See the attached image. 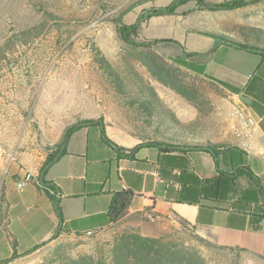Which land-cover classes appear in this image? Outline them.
<instances>
[{"label": "crops", "instance_id": "obj_1", "mask_svg": "<svg viewBox=\"0 0 264 264\" xmlns=\"http://www.w3.org/2000/svg\"><path fill=\"white\" fill-rule=\"evenodd\" d=\"M196 7L193 13H205L206 10ZM188 15L184 14V18ZM203 15L185 31L208 39L206 47L192 50L179 42L181 53L168 52L161 56L165 59L179 57L181 69L221 87L233 102L240 101L241 95L249 99L248 104L240 101L255 121L248 137L237 136L233 128L209 133V141L229 142L242 153L235 152L231 158L219 155V169L214 157L200 150L160 151L158 147L144 145L131 156L120 155L102 140L97 124L75 129L64 142V153L47 167L45 173L44 170L40 172L43 155L35 157L32 152H19L17 163H11L3 177L0 261L48 243L60 226L54 205L40 183L42 178L57 189L63 219L59 235L101 231L116 225L119 229L133 228L143 236L157 237L171 225H176L190 228L216 245L260 250L261 241L264 242V219L260 229L254 230L250 215L255 206L264 201V56L220 43L216 45L213 38L199 32L231 35L235 31L222 21L200 26L197 22L206 18ZM150 19L143 24L142 30ZM251 27L264 30L259 25ZM184 52L196 54L187 57ZM209 76L238 87L241 92L232 93ZM151 81L157 94L169 103L173 94L185 104L187 110L180 112V122L187 123L196 117L197 110L190 101L162 83ZM102 118L106 136L118 146L128 150L142 142L110 122L106 115ZM17 146L13 144L7 148L17 151ZM241 158L258 177L262 193L246 177L233 176ZM4 161L0 158V173ZM25 172L32 174V181L18 190L15 183ZM216 176L219 178L214 179ZM119 191H130L133 196L123 214L112 223L107 218L109 203L113 193ZM75 219L79 222L72 226L69 222ZM25 256L5 264H21Z\"/></svg>", "mask_w": 264, "mask_h": 264}, {"label": "rangeland", "instance_id": "obj_2", "mask_svg": "<svg viewBox=\"0 0 264 264\" xmlns=\"http://www.w3.org/2000/svg\"><path fill=\"white\" fill-rule=\"evenodd\" d=\"M128 1L0 0V145L14 155L13 163H17V154L23 151L32 152L35 157L41 154L45 159L56 149L62 133L84 118L106 115L110 122L133 136L119 94L107 83L95 62V55L101 54L114 64L116 54L124 52L111 17ZM170 1L142 3L122 20L132 23L142 10L165 6ZM195 9L196 3L188 1L177 8L176 15L153 17L137 36L172 38L188 49H201L206 47L208 39L185 29L202 14L206 18L197 22L200 26L222 21L233 31L240 25L264 28V0L232 10L193 13ZM44 10L56 17H44ZM184 14L190 15L184 18ZM25 28L32 32L20 33ZM154 51L159 55L181 53V47L158 42ZM137 69L152 84L144 69L140 66ZM180 70L183 82L193 88L191 103L197 114L190 122H180L178 116L187 110L185 104L173 94L170 103L159 95L176 120L189 126L194 138L200 141H209L210 132H223L226 128L235 131L238 121L232 105L236 100L233 102L216 84ZM13 144L18 145L17 151L7 148ZM123 230L115 225L90 235L64 233L26 254L21 264H58L84 254L95 258L105 256L113 237ZM162 234L195 252L203 264H264L263 241L260 250L253 251L216 245L207 239L209 243L202 242L192 229L182 226L171 225Z\"/></svg>", "mask_w": 264, "mask_h": 264}, {"label": "trees", "instance_id": "obj_3", "mask_svg": "<svg viewBox=\"0 0 264 264\" xmlns=\"http://www.w3.org/2000/svg\"><path fill=\"white\" fill-rule=\"evenodd\" d=\"M154 0H129L124 7L111 17L115 31L124 44V52L117 53L115 63L112 64L103 55L96 54L95 62L98 68L107 80V83L118 93L121 100V107L124 109L127 123L130 126L129 132L139 138L142 142L136 146L126 150L115 144L105 134L103 118H84L68 127L61 136V140L57 143L56 149L46 155L40 172L44 173L49 165L64 153V142L69 135L77 128L97 124L100 126L102 140L112 146L117 154L132 155L139 147L150 145L158 147L160 151H186L200 150L210 153L216 162L219 155L221 157L228 156L231 158L235 152L242 151L229 142L219 141H200L194 138V132L185 124L178 122L174 113L165 105L163 100L155 91L149 79L145 78L137 69L140 66L144 69L150 79L156 80L163 85L169 87L181 97L192 101L194 91L191 85L183 82L180 76V67L178 66L179 57L165 59L154 51V45L158 42L174 43L181 47L180 43L172 38L159 39H139L138 34L144 24L151 17L174 15L177 8L184 5L188 1H194L200 10H232L244 7L252 2L259 0H225L221 2H208L206 0H171L169 4L161 7H151L142 10L132 23H125L122 20L128 12L136 6ZM185 13V12H184ZM43 16H52V12L44 10ZM45 19V18H44ZM21 31V32H20ZM19 32L28 34L32 29H21ZM202 35L211 37L215 40L216 45L224 44L238 50H244L251 53H256L264 56V30L251 27L248 25L238 26L235 33L221 34L209 31H200ZM23 34V33H22ZM15 35V34H14ZM215 46V44H214ZM195 52H184L187 57L194 56ZM209 78L232 93H240L241 89L235 87L225 81L214 77ZM240 156V155H239ZM221 172V170H219ZM235 175L244 176L248 181L254 184L260 193H262V185L257 176L253 174L250 168L244 164L242 158L235 168ZM219 176L214 177L218 179ZM42 186L54 205L55 213L58 217L59 224L56 230L52 233L50 240L55 239L61 231L63 222L58 198L56 197L57 189L52 183L40 180ZM133 194L130 191H119L113 193L107 218L109 222H116L123 214L130 203ZM264 219V201L255 206L253 213L250 215L251 226L254 230L260 229V223ZM79 222L78 219L71 220L69 223L72 226ZM202 242L209 243L206 239L196 236ZM38 244L31 247L23 254H12L9 258L0 261V264H5L12 259L31 253L39 248ZM12 246L15 247L14 242ZM58 264H203V260L193 251L169 239L166 235L157 237H149L141 235L137 230L128 228L116 234L111 240L107 255L98 256L97 258L84 254L78 257L69 258L66 261H61Z\"/></svg>", "mask_w": 264, "mask_h": 264}, {"label": "built area", "instance_id": "obj_4", "mask_svg": "<svg viewBox=\"0 0 264 264\" xmlns=\"http://www.w3.org/2000/svg\"><path fill=\"white\" fill-rule=\"evenodd\" d=\"M232 111L238 121L237 126L235 128L236 135L244 138L248 137L251 133V130L254 127L255 124L254 119L249 114H247L240 101H236L233 103ZM0 158L2 159L5 158L4 160L6 163L0 173V196H1L3 190L2 189L3 177L7 173L9 165L15 161V157L13 154L7 152V150L0 145ZM31 181H32V174L30 172H25L21 178H18V180L15 183V187L18 190H22V188H24V186ZM94 231L95 230H85L84 233L86 235H90Z\"/></svg>", "mask_w": 264, "mask_h": 264}, {"label": "water", "instance_id": "obj_5", "mask_svg": "<svg viewBox=\"0 0 264 264\" xmlns=\"http://www.w3.org/2000/svg\"><path fill=\"white\" fill-rule=\"evenodd\" d=\"M240 101L243 102V103H246V104L249 103V99L246 96H244V95L240 96Z\"/></svg>", "mask_w": 264, "mask_h": 264}]
</instances>
